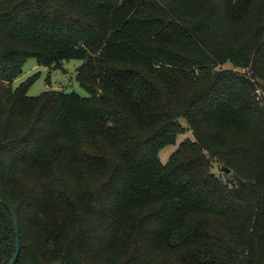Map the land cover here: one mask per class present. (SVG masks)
<instances>
[{
  "label": "trees",
  "instance_id": "obj_1",
  "mask_svg": "<svg viewBox=\"0 0 264 264\" xmlns=\"http://www.w3.org/2000/svg\"><path fill=\"white\" fill-rule=\"evenodd\" d=\"M0 199V264L6 206L13 264H264V0H0Z\"/></svg>",
  "mask_w": 264,
  "mask_h": 264
},
{
  "label": "rangeland",
  "instance_id": "obj_2",
  "mask_svg": "<svg viewBox=\"0 0 264 264\" xmlns=\"http://www.w3.org/2000/svg\"><path fill=\"white\" fill-rule=\"evenodd\" d=\"M81 64V60L72 59L69 61H63L61 64L62 69H53L50 65L40 66L34 58H29L23 64L22 72L19 77L13 81L12 86L15 87L20 82L25 83L29 78L34 76L33 74L39 73V76L28 89L29 96H36L48 89L63 90L65 92L73 91L80 96H86L87 92L79 85L75 78V73ZM224 68H232V66L229 62H227L224 65L217 67V69ZM257 95L258 99L263 96L260 90H258ZM186 139H193L191 131L186 130L184 133L179 134L174 144H169L162 148L159 152L160 161L165 164L178 145ZM211 164V169L214 173L231 183L230 172L225 173V171L221 169L223 166L221 161L212 159Z\"/></svg>",
  "mask_w": 264,
  "mask_h": 264
},
{
  "label": "water",
  "instance_id": "obj_3",
  "mask_svg": "<svg viewBox=\"0 0 264 264\" xmlns=\"http://www.w3.org/2000/svg\"><path fill=\"white\" fill-rule=\"evenodd\" d=\"M223 171H225V173H229V169L227 167H222ZM0 203H3V201L0 199ZM9 210V212L11 213L12 217H13V221H14V225H15V234H16V239H15V252L13 257L11 258V260L9 261V264H13L17 258L18 255V251H19V232H18V228H17V221H16V217L14 212L8 207L6 206Z\"/></svg>",
  "mask_w": 264,
  "mask_h": 264
}]
</instances>
